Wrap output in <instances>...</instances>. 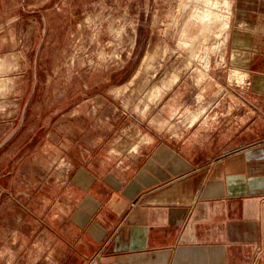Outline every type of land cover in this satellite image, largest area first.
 Instances as JSON below:
<instances>
[{"label":"rangeland","instance_id":"374dc122","mask_svg":"<svg viewBox=\"0 0 264 264\" xmlns=\"http://www.w3.org/2000/svg\"><path fill=\"white\" fill-rule=\"evenodd\" d=\"M231 11L0 0V264H80L64 257L80 250L70 175H175L182 159L264 175V96L227 59Z\"/></svg>","mask_w":264,"mask_h":264},{"label":"crops","instance_id":"0c3cea01","mask_svg":"<svg viewBox=\"0 0 264 264\" xmlns=\"http://www.w3.org/2000/svg\"><path fill=\"white\" fill-rule=\"evenodd\" d=\"M228 32L230 65L246 71L253 92L264 96V0H232ZM212 168L182 159L175 175L164 166L161 175L145 168L124 176L70 175L66 221L77 230L80 250L65 260L257 264L264 253V175Z\"/></svg>","mask_w":264,"mask_h":264}]
</instances>
